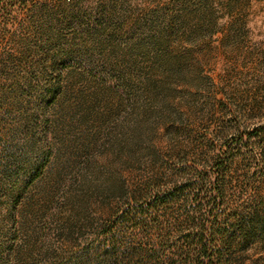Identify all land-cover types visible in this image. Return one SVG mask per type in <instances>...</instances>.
I'll list each match as a JSON object with an SVG mask.
<instances>
[{"label": "rangeland", "instance_id": "obj_1", "mask_svg": "<svg viewBox=\"0 0 264 264\" xmlns=\"http://www.w3.org/2000/svg\"><path fill=\"white\" fill-rule=\"evenodd\" d=\"M114 225L264 264V0H0V264H110Z\"/></svg>", "mask_w": 264, "mask_h": 264}, {"label": "trees", "instance_id": "obj_2", "mask_svg": "<svg viewBox=\"0 0 264 264\" xmlns=\"http://www.w3.org/2000/svg\"><path fill=\"white\" fill-rule=\"evenodd\" d=\"M141 216L142 214H128L127 218L131 221L133 217H138ZM116 225L112 227L109 231L105 232L102 235V238L104 240H110L114 241L113 245V250L112 253L110 254V264H124L125 259L123 257V254L121 253V249L117 248L118 243H117V238H116ZM206 227L203 229V231H207ZM214 245L213 242L208 240L206 242H201L196 245H189L188 248V256L192 258L191 264H206L205 260L208 259L209 262L212 261L211 256H210V251L213 249ZM183 256L186 254H182Z\"/></svg>", "mask_w": 264, "mask_h": 264}]
</instances>
